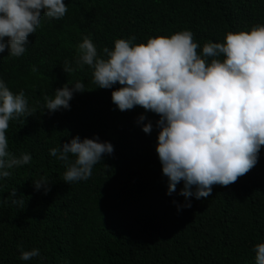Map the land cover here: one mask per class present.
Listing matches in <instances>:
<instances>
[{
	"label": "trees",
	"instance_id": "obj_1",
	"mask_svg": "<svg viewBox=\"0 0 264 264\" xmlns=\"http://www.w3.org/2000/svg\"><path fill=\"white\" fill-rule=\"evenodd\" d=\"M68 12L56 20L41 16L20 57L0 53V78L13 93L24 92L33 115L8 129L9 151L30 154L29 164L0 179V264H255L254 246L264 243V146L258 163L230 186H214L207 198L173 201L183 182L167 195V178L155 151L159 129L153 113L136 107L119 111L111 89L96 88L92 69L77 68L76 46L88 36L98 53L115 39L170 36L190 30L201 46L223 42L228 32L264 25V0H63ZM65 61L76 69L66 74ZM33 66L37 71L33 72ZM81 80L70 109L49 113L45 95L67 81ZM71 87V85H69ZM151 121L150 134L138 117ZM99 137L114 147L86 181L67 184L66 167L49 154L73 137ZM49 182V191L33 182ZM15 190L17 200L11 203ZM194 191V189H193ZM40 256L19 259L20 249Z\"/></svg>",
	"mask_w": 264,
	"mask_h": 264
},
{
	"label": "clouds",
	"instance_id": "obj_2",
	"mask_svg": "<svg viewBox=\"0 0 264 264\" xmlns=\"http://www.w3.org/2000/svg\"><path fill=\"white\" fill-rule=\"evenodd\" d=\"M67 12L63 0H0V53L7 48L9 56H22L42 15L59 20ZM134 40L115 39L111 49L104 47L98 53L85 36L76 46V66L92 69L96 88L119 85L111 92V102L119 111L140 107L158 116L155 151L167 178L166 194L183 182L179 195L186 202L173 203L178 211L190 208L188 198H207L214 186H230L258 163L264 146V25L228 32L223 42L208 41L202 46L190 30L151 37L146 43ZM62 69L67 75L76 70L67 61ZM32 71H37L35 66ZM85 91L81 80L67 81L52 98L45 95V109L49 113L70 109L73 95ZM31 115L24 92L13 93L0 78V179L10 178L13 169L32 159L27 153H11L7 135L12 120ZM146 119L141 114L137 123ZM141 128L150 134L153 124L148 121ZM113 152V145L98 136H75L49 149L51 156L64 163L67 184L88 180L93 167ZM33 185L45 194L50 190L43 178ZM16 195L15 190L10 193L11 203L24 208L25 201L15 199ZM17 247L21 261L41 255L38 248ZM253 251L255 264H264V243H257Z\"/></svg>",
	"mask_w": 264,
	"mask_h": 264
}]
</instances>
